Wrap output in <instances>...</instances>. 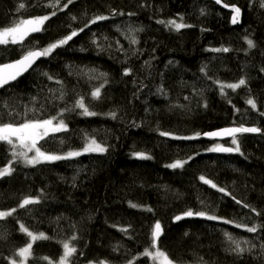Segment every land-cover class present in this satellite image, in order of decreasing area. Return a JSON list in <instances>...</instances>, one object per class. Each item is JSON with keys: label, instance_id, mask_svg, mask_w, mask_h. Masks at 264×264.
Instances as JSON below:
<instances>
[{"label": "trees", "instance_id": "1", "mask_svg": "<svg viewBox=\"0 0 264 264\" xmlns=\"http://www.w3.org/2000/svg\"><path fill=\"white\" fill-rule=\"evenodd\" d=\"M222 1L240 7V23L213 0H74L22 45L10 38L0 45L4 63L47 47L97 15L108 17L0 89V123L53 117L66 123V130L38 142L42 152L66 156L90 139L106 149L29 165L0 141V168L12 166L0 177V209H15L0 218V264L20 260L19 249L30 243L21 226L47 237L33 241L28 264H58L65 242L76 249L69 264H159L142 255L155 250L157 221V247L174 264H264V0ZM20 4L25 7L18 11ZM49 5L0 0V29L50 15ZM169 20L191 27L177 31L159 23ZM240 79L245 85L227 87ZM96 88L98 98L92 96ZM80 99L96 115H82ZM241 125L262 131L237 134L240 153L208 151L216 144L235 147L232 139L178 138ZM176 160L187 162L167 167ZM27 197L37 199L21 208ZM188 209L222 219L174 222ZM252 227L255 232L247 230ZM233 240L245 251H234Z\"/></svg>", "mask_w": 264, "mask_h": 264}, {"label": "snow or ice", "instance_id": "2", "mask_svg": "<svg viewBox=\"0 0 264 264\" xmlns=\"http://www.w3.org/2000/svg\"><path fill=\"white\" fill-rule=\"evenodd\" d=\"M217 3H220L221 0H216ZM74 0H67L66 3L62 5V8L60 6V0H50V7H52L54 10L51 12L50 15H44V16H38L30 19H24L20 20L18 22H13V25L10 27H4L0 29V45H7L9 43V38L11 40L12 44H21L25 40L26 37H28L31 33H37L41 32L43 30V25L46 21H48L51 16H55L57 14V11L67 9L70 4H73ZM264 6V5H262ZM24 4H20L19 8L17 9L19 11L20 8H24ZM225 7H228V5H225ZM234 14L232 16V23L236 24L239 21L240 18V9L238 7L232 6ZM108 17L104 15H97L94 19L90 20L87 24L84 25V27L78 29V30H72L71 33L62 39L57 40L54 43L49 44L47 47H44L43 49L39 50H33L28 49L23 52V54L20 56L19 59L15 60L14 62L10 64H3L0 65V88H3L7 86L10 82L16 81L18 77H20L23 73L27 72L29 69L33 67L35 62L38 58L41 57H47L49 56L54 49L63 46L68 43V41L72 40L73 37H76L79 32H83L85 28L89 26V24L96 23L97 21H103L107 19ZM72 19H76V17H72ZM161 24H167L168 26H171L175 30H180L185 27H191V25H186L183 23H176L175 20H169L167 22L165 21H159ZM249 47L253 46V41L248 40ZM228 51L227 48L224 49H217L216 51ZM128 71L126 70L125 74H128ZM101 75H106L102 73ZM51 79V77H49ZM246 81L244 79H240L238 83L235 84H228L227 87L231 89L239 88L242 85H245ZM221 91H223V88H221ZM100 95V88H96L92 92V96L94 98H98ZM62 98V97H61ZM249 105L252 106V108L256 107V104L253 100L249 99L247 101ZM76 106L83 110L82 115L86 116H93L96 115V113L91 112L86 107L84 100L80 99L76 101ZM67 109H63L62 111H66ZM113 117L115 116V113L111 114ZM261 115H264V113H261ZM56 118L53 117L52 119L47 120H26L23 123H0V141L6 142L9 145L14 144L15 141H19L21 146L27 147L29 151L35 150V155L31 158H28L27 153H20L24 157V162L29 165H36L40 164L42 162H52V161H58L62 159H66L73 156H79L81 155V152H68L66 156H60V155H54V154H48L45 152H42L39 147H37V143L41 140H44L46 137L49 136L50 133H58L61 131H64L67 129V125L64 124L63 120H60L59 123L53 124V120ZM262 130L258 127H245L241 125L240 127H230V128H223L218 131L213 132H205V133H196L194 137H178L180 139H194L196 137H199L200 135H203L205 137H221V136H228L232 138V144L235 147H224L223 145L216 144L213 147L209 148L208 151L211 152H237L240 153V146L237 140V134H243V133H260ZM162 136H170L171 133L162 132ZM84 152H104L106 149L101 146L100 144L96 143L95 140H91L90 143L86 144L84 149ZM15 153H13V157L15 158ZM139 158L142 159H150V157L146 156L144 153H135ZM243 155V153H241ZM191 159V157H189ZM187 161L182 160H176L175 162L167 165V167L176 169V168H182L184 164ZM11 167H4L0 169V177H4L6 175L11 174ZM201 181H203L205 184L211 185L212 188H217V185L213 183L211 180L206 179L204 176H201L199 178ZM220 192H224V188H219ZM235 200V197H233ZM238 204L241 203L240 201H236ZM35 203V201L31 198H25L23 202L20 204V207L23 208L26 205ZM133 208L137 207V205L132 204ZM244 207H249V205L244 204ZM255 211V209H252ZM12 212H15V209H12L10 212H0V217L11 215ZM206 217L209 220H217L222 219L217 216L207 215V213L203 211H197L194 212L192 209H188L185 211L182 216L178 215L175 217V220L179 221L184 217ZM228 223H231V221H226ZM237 227H246V225H237ZM22 230L27 233L29 237H31L32 241H36L38 239H46L47 237L44 236L43 233H40L39 235H34L31 232H28L26 228L21 226ZM250 232H255L256 227L248 228L247 229ZM162 234V227L159 221H157L153 227L152 233H151V245L150 247L152 249H155L154 251H150L148 248L145 249L144 253L142 255L150 256L154 261H159V264H174V261H172L168 255L160 250L157 247V242L159 240V237ZM225 235L228 236L229 240H232V237L230 234L225 233ZM233 243L236 244V248L233 249L237 252H243L245 249L241 248L239 245V242L234 241ZM64 247V254L60 258V264H67L68 258L71 257V255L76 251L74 247H70L67 242L63 244ZM32 248V244L29 243L26 245V247L19 249V256L21 257H27L30 255V250ZM47 259V258H45ZM12 264H16V261L13 260ZM23 264V262H21ZM129 264H132V261H129Z\"/></svg>", "mask_w": 264, "mask_h": 264}, {"label": "rangeland", "instance_id": "3", "mask_svg": "<svg viewBox=\"0 0 264 264\" xmlns=\"http://www.w3.org/2000/svg\"><path fill=\"white\" fill-rule=\"evenodd\" d=\"M37 17H38V16H37ZM32 18H34V17H32ZM28 19H30V18H28ZM49 119H52V118H49ZM60 120H61V119H55V120H53V124H57V123H59ZM64 124H66V123L64 122ZM90 140H92V139H90ZM90 140H89V141H90ZM93 140H95V139H93ZM89 141H88V142H89ZM95 141H96V140H95ZM88 142H87V143H88ZM96 142H97V141H96ZM87 143H86V144H87ZM89 143H90V142H89ZM97 143L100 144L101 146H103V147L105 148V146H104L103 144H101V143H99V142H97ZM86 144H85V145H86ZM85 145H84L82 148L74 149V150H71L70 152H76V151H79V152H81V153H84L83 149H84ZM37 147H39V146H38V143H37ZM41 151H42V150H41ZM13 152L16 154V156H19L23 161H24V157H23L22 155H20V153H24V152H26L28 158H31L32 156L35 155V150L29 151L27 147L21 146L20 143H19V141H15V140H14V144H13ZM66 155H67V153H66ZM4 167H11V169H12L11 161H10L6 166H4ZM4 167H1L0 169H2V168H4ZM27 198H31V199H33L34 201L37 199L36 197H27ZM11 210H12V209H0V212H10ZM4 217H6V216H4ZM0 218H3V217H0ZM27 230H28V229H27ZM28 232H31V233H33L34 235H39V234H40V233L32 232V231H30V230H28ZM43 234H44V233H43ZM44 236H45V234H44ZM30 243H31V244L33 243V241L31 240V237H30ZM28 244H29V243H28ZM24 247H26V246H24ZM24 247H23V248H24ZM149 250H150V249H149ZM150 251H154V250H150ZM30 253H31V250H30ZM30 255H31V254H30ZM30 255H28L26 258L20 256V260H19V259H18V260L13 259V260L16 261V264H21V262H23V264H28V259H29ZM62 256H63V255H62ZM13 260H12V261H13ZM58 264H60V260L58 261ZM67 264H69V260H68ZM85 264H112V263L107 262V261H100V262L90 261V262H87V263H85Z\"/></svg>", "mask_w": 264, "mask_h": 264}, {"label": "water", "instance_id": "4", "mask_svg": "<svg viewBox=\"0 0 264 264\" xmlns=\"http://www.w3.org/2000/svg\"><path fill=\"white\" fill-rule=\"evenodd\" d=\"M216 4H218L220 7H222L223 9H225L226 11H228V12H231V16H233V14H234V11H233V8H232V6L233 5H228V4H226V3H224L222 0H221V2L220 3H217L216 2V0H213ZM225 5H228V7H225ZM235 7H238L239 9H240V7L239 6H237V5H234ZM241 10V9H240ZM240 21H241V11H240V18H239V21H238V23H240ZM238 23H236V24H238ZM33 50H39V49H33ZM20 58V57H19ZM19 58H17V59H19ZM43 57H41V58H38L37 59V61L35 62V64L33 65V67L42 59ZM17 59H14V60H11V61H7V62H4V63H0V65H3V64H10V63H12V62H14L15 60H17ZM32 67V68H33ZM31 68V69H32ZM31 69H29L27 72H29ZM27 72H25V73H23L20 77H22V76H24ZM20 77H18V79L20 78ZM17 79V80H18ZM13 82H15V81H12V82H10L9 84H11V83H13ZM8 84V85H9ZM1 89V88H0ZM224 128H230V127H224ZM220 129H223V128H219V129H215V130H213V131H218V130H220ZM213 131H210V132H213ZM205 137V136H204ZM206 138H209V139H211V140H214V141H219V142H224V141H228V140H231L232 138L231 137H228V136H221V137H206ZM220 145H223L224 147H231V146H229V145H227V144H220ZM219 153H223V152H219ZM232 153H234V152H232ZM182 216V215H181ZM192 217H197V216H192ZM184 218H191V217H184ZM177 220H175L174 219V222H176Z\"/></svg>", "mask_w": 264, "mask_h": 264}, {"label": "bare ground", "instance_id": "5", "mask_svg": "<svg viewBox=\"0 0 264 264\" xmlns=\"http://www.w3.org/2000/svg\"><path fill=\"white\" fill-rule=\"evenodd\" d=\"M231 13V12H230Z\"/></svg>", "mask_w": 264, "mask_h": 264}]
</instances>
